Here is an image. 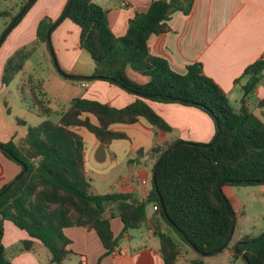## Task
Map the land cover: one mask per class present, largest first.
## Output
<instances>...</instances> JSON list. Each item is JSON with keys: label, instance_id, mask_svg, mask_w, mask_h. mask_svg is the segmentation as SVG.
<instances>
[{"label": "trees", "instance_id": "16d2710c", "mask_svg": "<svg viewBox=\"0 0 264 264\" xmlns=\"http://www.w3.org/2000/svg\"><path fill=\"white\" fill-rule=\"evenodd\" d=\"M28 1L15 15L0 11V18L9 17L13 29L33 4L27 5ZM68 3L69 0L60 17ZM192 4L193 0H151L146 10L128 19L125 33L117 36L109 26L107 8L92 0H72L65 17L80 28L79 47L94 62L88 80L109 81L137 99L115 108L86 97H74L68 108L59 111L57 121L44 119L36 126L29 125L20 145L13 139L0 142L1 153L18 164L20 172L22 164L26 166L24 175L0 197V264H13L2 244L5 221L28 235L21 241L20 251H29L39 242L47 250L49 261L55 264H63L73 254L68 247L71 241L64 234L65 229L73 226L93 230L108 255L119 245L124 233L146 224L159 239L164 264H176L182 251L181 242L197 254L198 258L190 264H205L203 254L219 247L218 252L228 248L235 219L222 187L264 184V121L250 108L253 92L263 78L264 61L256 60L244 68L241 77L247 80L238 104L233 105L223 88L202 73L200 62L186 65L185 72L179 73L165 58L152 54L147 45L149 37L170 31L168 21L172 14L180 11L187 15ZM25 7L24 13L18 15ZM60 17L55 21L42 17L36 27V40L44 42L51 56L47 31L52 33ZM33 52L34 48L15 49L3 64L2 85L9 84L22 71ZM66 77L74 76L66 74ZM238 81L239 78L235 83ZM41 85V81L27 84L33 108L44 118L52 110ZM144 99L200 108L213 120L215 134L218 130L220 134L212 146L184 141L164 155L157 167L155 185L151 183L144 200L132 201L127 192L94 193L86 177L85 141L78 129L86 128L105 147L112 140L127 138L125 133L111 130V125L134 124L140 117L157 130L170 131L171 127ZM257 104L264 108V99ZM261 115L264 117V112ZM177 141L180 140L149 149L153 167ZM148 204L153 206L151 216L147 215ZM107 209L110 218L105 216ZM115 216L123 225L119 237L113 235L110 227ZM236 243V250L249 264H264V236L241 237ZM236 256L232 248V258Z\"/></svg>", "mask_w": 264, "mask_h": 264}, {"label": "crops", "instance_id": "0c3cea01", "mask_svg": "<svg viewBox=\"0 0 264 264\" xmlns=\"http://www.w3.org/2000/svg\"><path fill=\"white\" fill-rule=\"evenodd\" d=\"M67 1L36 0L35 6H32L33 8L31 7L21 18L12 29L13 32L9 33L10 36L8 35L9 37L7 36L0 46V78L3 64L9 57L6 58L5 55L10 45H17L20 39H33V37L35 39L39 20L42 17H50L52 21H55L62 14ZM98 1L96 3L92 0L93 3L108 9L109 26L115 35L121 36L126 31L128 19L134 13L146 10L151 0ZM29 19V24L25 25ZM168 24L170 31L160 35L152 34L149 37L147 45L150 52L165 58L170 67L179 73L185 72L186 65L200 62L202 73L220 85L228 99L232 96L238 104L242 96V86L247 80L246 77H241L242 72L245 67L261 59L264 50V0H193L189 14L184 15L176 11L172 14ZM30 26L32 30L35 28L34 34L31 29L29 30ZM54 31H57L56 39H58L60 51H63L66 43L69 46V50L64 52V57L61 56V63L65 65L64 69L66 72L69 71V75L74 76L73 78L65 76L66 79L75 81L72 82L73 91L69 103L74 97H86L90 100L108 103L111 107L121 108L137 99L133 93L109 81L88 80L93 73L94 62L88 52L79 47L80 28L77 25L64 17L55 25L52 32ZM69 33L72 38L69 37ZM66 53L70 55L69 60L65 57ZM262 74V81L252 95L257 103L264 99V70ZM238 78L239 81L235 83ZM144 100L171 127V130L167 131L169 135L162 136L155 141L151 137L154 134L157 136L158 132L156 133L153 129L155 127L142 117L134 124H113L110 129L125 133L127 138L112 140L107 147L104 146L106 154L102 161H98L95 158V149L98 148L100 142L86 128L80 127L78 132L84 141L83 134L86 132L88 134L86 139L90 143L87 147L85 141L86 171L90 158L98 164L107 163L109 170L124 171L123 167L126 163V169L133 171L136 167L139 171L147 172V177L150 178V180L147 178L149 180L147 182L151 185L154 158L148 154V151L152 146H166L175 140L208 143L215 134L213 120L200 108L177 102ZM256 107L255 115L264 121L261 115L264 108ZM62 109L65 108H60L59 111ZM38 116L43 121V117ZM91 119L96 122L93 118ZM130 150L137 153L134 160L127 155ZM142 155L144 158L141 157ZM19 173L18 164L9 161L0 151V188ZM124 192L131 194L132 201H141L148 196L145 186L144 188L127 187ZM110 213L107 209L105 216L110 218ZM122 226V221L118 216L111 218L110 227L115 237L121 236ZM147 229L149 235L156 236L150 226L147 225ZM64 234L71 241L68 247L73 254L63 264H164L159 253V239L156 243L150 238V243L132 248L129 241L132 237L127 231L120 237L119 245L107 255L104 254L103 244L93 230L73 226L65 229ZM26 238L28 235L24 231L17 229L10 221L4 222L2 244L13 264H55L49 261L48 252L44 260L40 259L41 245L39 242L34 243L29 251H20V243ZM180 244L182 251L176 264H190L192 259L198 258L190 246L185 243L183 245V242ZM187 248L194 253H189ZM232 248L225 249L228 250L229 256H231Z\"/></svg>", "mask_w": 264, "mask_h": 264}, {"label": "rangeland", "instance_id": "374dc122", "mask_svg": "<svg viewBox=\"0 0 264 264\" xmlns=\"http://www.w3.org/2000/svg\"><path fill=\"white\" fill-rule=\"evenodd\" d=\"M26 1L27 0H0V11H10L12 15H15L21 5ZM35 2L36 0H34L31 7L35 6ZM94 2L97 3L99 1L94 0ZM47 18L52 21L50 17ZM9 21V17L0 18V34H2L7 28ZM29 22L30 19L25 25H28ZM30 29L31 26L29 27V30ZM31 31L34 34L35 28H33V30L31 29ZM12 32L13 31H11L10 34ZM56 33L57 31L52 32L49 39L53 52L52 56L46 49L44 42H38L34 37L33 39H20L17 45H10V49L5 55L6 58L12 55L15 49L19 47H25L26 49L34 48V52L29 59L25 61L22 71L20 70L9 84L2 85L0 81V142H7L13 138V140L20 145L26 136L28 125L36 126L42 121L35 112L33 108L34 106L30 100V88L27 86L29 81L32 83L42 82L40 89L48 102L49 108L52 110V113L45 116L43 120L49 119L57 121L59 118V109H66L69 107V99L73 91L72 82L75 81L66 79L65 76L66 74L68 76L69 71L66 72V69L63 67L65 65L61 63V56L64 57V52L69 50V46H67L66 43L61 52L59 43L57 42L58 39H56ZM68 35L72 38L70 33ZM84 51L86 52V50ZM65 57L68 60L70 59V55H67V53L65 54ZM54 62L58 68L55 66ZM234 100L235 99H233L232 96L229 99L233 105L236 104V101ZM256 106H258L257 101L255 98H252L250 108L254 114L257 112ZM17 119L25 122L26 125H19ZM153 129L156 133L158 132L157 136L154 134L151 137L155 141L162 136L169 135L168 132L158 131L155 128ZM87 135L86 132L83 134L86 145L89 147L90 143L86 139V137L88 138ZM97 149L98 148L95 149V153L97 152ZM127 155L134 160L137 153L130 150L127 152ZM143 156L144 155L141 157ZM88 160L86 177L92 186L93 192L97 194L109 193L112 191L124 192L127 187L132 186L144 188L145 184L143 181L150 180V178L147 177V172H144L143 170L139 171L136 167L133 168V171L126 169V163L123 167L124 171H121L117 169L109 170L107 163L98 164L92 158ZM9 161L12 160L9 159ZM222 191L234 211L235 219V225L228 247L234 248L237 244L236 241L241 237H259L264 232V185H226ZM152 212L153 206L148 204L147 215L151 216ZM128 232L132 237L131 240H129L132 248L150 243V238L155 240L156 243L158 242L156 236L149 235L146 224H143L137 229H129ZM183 245L185 244L183 243ZM188 251L191 254L194 253L191 250ZM39 252L40 259L44 260L47 255L46 249L40 246ZM202 259L205 264H245L241 255L232 258V253L231 256H229L228 250L205 255Z\"/></svg>", "mask_w": 264, "mask_h": 264}, {"label": "water", "instance_id": "95a60500", "mask_svg": "<svg viewBox=\"0 0 264 264\" xmlns=\"http://www.w3.org/2000/svg\"><path fill=\"white\" fill-rule=\"evenodd\" d=\"M33 2H34V0H29L27 5H29V4H31V3H33ZM71 2H72V0H69V3H68V5H67V8H66V10L64 11L62 17H65V15L68 13V10H69V8H70ZM25 10H26V7L23 8V9L19 12L18 15H22V14L24 13ZM62 17H60L59 21L62 19ZM57 23H58V22H56L53 26H55ZM12 27H13V23H10V24L7 26V28L4 30V32L1 34V36H0V45H1L2 41H3V39H4V38L7 36V34L11 31ZM50 32H51V30H48V31H47V37H48V39H50ZM54 61H55V60H54ZM55 62H56V61H55ZM55 62H54V63H55ZM55 66L57 67L56 63H55ZM57 68H58V67H57ZM218 134H220V131H219V130H218L217 134H215L213 140H212L210 143H207L206 145H207V146H212L213 143L215 142V140H216ZM183 143H184V141H182V140L177 141L175 144H173V146H172L171 148L167 149V150L165 151V153L159 158V160L157 161V163H156L155 166L153 167V178H152V182H153L154 185H155V178H156L157 167H158L159 162H160L161 159L163 158V156L166 155L171 149H173V148H175V147H178L179 145H181V144H183ZM0 149H1V146H0ZM104 154H106V152H105V148H104V144H103L102 142H100V143H99V146H98V149H97V152H96V154H95V158H96V160H98V161H102V160L104 159ZM20 164H22V163H20ZM22 166H23L22 171H21L18 175H16V176L14 177V179L8 184V186H7L5 189H3V190L0 192V197H1V196H2V195L8 190V188L12 185V183H13L16 179H19L22 175H24V173L26 172V166L23 165V164H22ZM219 186H220V185H219ZM161 201H162V200H161ZM161 201H160V203H161ZM161 204H162V203H161ZM232 233H233V227L231 228V233H230V236H229L227 242H229V240L231 239ZM262 236H264V232L259 236V238L262 237ZM237 245H238V244L235 245V247L233 248V250L237 253V255H241V256H243L242 253H240V252H238V251L236 250ZM218 251H221V248H220V247L217 248L216 250H214L213 252L205 253V254H203V255H204V256H205V255H210V254H212V253H214V252H218ZM243 258H244L245 262H246L247 264H249V263L247 262V259H246L245 257H243Z\"/></svg>", "mask_w": 264, "mask_h": 264}, {"label": "built area", "instance_id": "2783aa9c", "mask_svg": "<svg viewBox=\"0 0 264 264\" xmlns=\"http://www.w3.org/2000/svg\"><path fill=\"white\" fill-rule=\"evenodd\" d=\"M261 59L264 61V50H263V52L261 54ZM143 182L145 184V190H146V192L149 193V191L151 189V185L146 180L143 181Z\"/></svg>", "mask_w": 264, "mask_h": 264}]
</instances>
